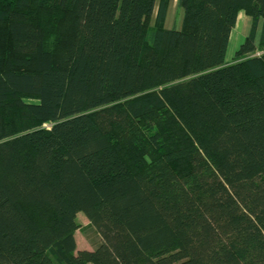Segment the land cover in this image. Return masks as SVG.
<instances>
[{
  "label": "trees",
  "instance_id": "16d2710c",
  "mask_svg": "<svg viewBox=\"0 0 264 264\" xmlns=\"http://www.w3.org/2000/svg\"><path fill=\"white\" fill-rule=\"evenodd\" d=\"M169 5L0 0V264H264V0Z\"/></svg>",
  "mask_w": 264,
  "mask_h": 264
},
{
  "label": "rangeland",
  "instance_id": "374dc122",
  "mask_svg": "<svg viewBox=\"0 0 264 264\" xmlns=\"http://www.w3.org/2000/svg\"><path fill=\"white\" fill-rule=\"evenodd\" d=\"M240 18L238 23H236L233 31V40L231 41L227 57L231 58L235 54V51L239 48L240 44L238 45V38L242 35L245 26H246V19L249 20V16L243 11H239ZM183 9H180L177 5V0H170L169 11L167 15V19L165 25L168 28L176 27L180 28L182 25L183 20ZM249 28V27H248ZM247 28V29H248ZM249 30V29H248ZM262 52L256 51V53ZM235 56V55H234ZM233 56V59L235 57ZM44 126L49 127V124H45ZM77 222L78 228L76 229V240L79 249H93L95 246L100 242V234L98 230L93 226L90 220L85 216L83 212H79L77 214Z\"/></svg>",
  "mask_w": 264,
  "mask_h": 264
},
{
  "label": "crops",
  "instance_id": "0c3cea01",
  "mask_svg": "<svg viewBox=\"0 0 264 264\" xmlns=\"http://www.w3.org/2000/svg\"><path fill=\"white\" fill-rule=\"evenodd\" d=\"M239 18H240V13H239V15H238V20H237V23H238V21H239ZM249 18V20L248 19H246V26H245V29H244V31H243V33H242V35H240V37L238 38L239 40H238V45L240 44V43H242L243 42V40L245 39V37L248 35V33H249V30H250V26H251V18H250V16L248 17ZM235 27V26H234ZM249 27V28H248ZM261 27V26H260ZM249 30H248V29ZM233 31H234V28L232 29V33H231V37H230V42H229V46H228V50H229V47H230V44H231V41L233 40V38H234V36H233ZM258 33H260V28H259V32ZM259 35V34H258ZM259 37V36H258ZM258 39L259 38H257V41H258ZM228 50H227V53H228ZM236 52V51H235ZM235 55V54H234ZM233 55V56H234ZM233 56H231V58H228L227 57V54H226V62L227 63H230V62H232L234 59H233Z\"/></svg>",
  "mask_w": 264,
  "mask_h": 264
}]
</instances>
